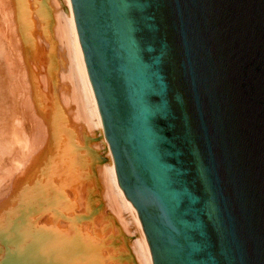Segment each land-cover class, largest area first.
<instances>
[{
	"label": "water",
	"instance_id": "water-1",
	"mask_svg": "<svg viewBox=\"0 0 264 264\" xmlns=\"http://www.w3.org/2000/svg\"><path fill=\"white\" fill-rule=\"evenodd\" d=\"M152 264H264V0H69Z\"/></svg>",
	"mask_w": 264,
	"mask_h": 264
},
{
	"label": "rangeland",
	"instance_id": "rangeland-1",
	"mask_svg": "<svg viewBox=\"0 0 264 264\" xmlns=\"http://www.w3.org/2000/svg\"><path fill=\"white\" fill-rule=\"evenodd\" d=\"M56 2L61 7V0ZM52 3L0 0V44L10 58L9 68L12 66L6 73L0 70V78L6 74L20 88L18 98L1 100L0 117L14 129L18 127L30 144L38 128L41 142L36 148L31 146L38 155L32 161L37 184L33 188L46 192L41 191L43 197L30 208H23L24 201L11 206L16 211L8 218L9 230L3 227L1 231L5 222H0V264H137L132 246L135 235L122 228L103 196L98 170L106 162V154L101 136L79 122L72 111L69 85L60 74L58 60L62 59ZM68 147L69 153H65ZM12 185L14 191L15 181ZM20 193L15 200H24ZM36 241H41L36 250L41 253L36 254L43 253L42 257H28L34 253L32 243ZM28 251H32L30 255Z\"/></svg>",
	"mask_w": 264,
	"mask_h": 264
},
{
	"label": "bare ground",
	"instance_id": "bare-ground-1",
	"mask_svg": "<svg viewBox=\"0 0 264 264\" xmlns=\"http://www.w3.org/2000/svg\"><path fill=\"white\" fill-rule=\"evenodd\" d=\"M59 2H60V0H59ZM53 4L55 6L54 7V10H55L54 14H55V18H56V20H55L56 21V24H55L56 25V29H55L56 31L55 32L57 35H55V36H56V38H58L57 42L58 41L60 42V44H59V42H58V44L60 46V53H61L60 58L62 59V60H58V63L60 65L59 64H57V65H59L61 68L60 74L63 77V80L67 81L66 83H68V85H69L68 88L70 90V98L74 104V107H73L74 110H72V111L73 112L75 111V117L79 118V120H78L79 122L81 120L82 121L81 123H85V125L88 126L89 129H95L98 131L97 133H99L101 136V142H102L101 146H102V144L105 146V152L104 153L106 154V160H105L106 162H104V164L102 163L103 165L102 166L100 165L101 167L98 170V173H100L99 177L101 176L100 179L102 181V186L104 188V191H103L104 195L103 196L106 200V203L108 204L107 206L111 210V213L114 214V216H115L114 218L122 224L121 225L122 228H124V230L127 232L131 231L130 233L135 235V240L132 243V246L134 248L133 250H134V253L136 256V262H138L137 264H152L151 254H150V251H149V248L146 244L145 239L141 236V232H140V229L138 227L137 219H136L134 213L132 212L128 202L126 201L125 196H124V194H123V192H122V190L119 187L118 182H117L116 173H115L114 164H113V159H112V156L110 153L108 143L104 137L103 127H102L98 107H97V104H96V101H95V98H94V95H93V92L91 89V85H90V82H89V79L87 76V72L85 69V65L83 62V58L81 55L70 1L69 0H61V4H62V5H60L61 7H59V4L56 2V0H53L52 5ZM1 7H2V4H0V10H1ZM0 13H1V11H0ZM3 13H5V12H3ZM2 16H4V15H2ZM1 22H3V21H1ZM2 36H3V34H2ZM7 46H9V45H7ZM2 49L3 48L1 47V44H0V70L1 71L5 70V73H6L7 70H9L12 66L9 68L10 62H8V61H10V58H7L8 53L6 56L4 55L5 53H3V52L5 50H2ZM59 66H58V68H59ZM2 69H4V70H2ZM8 77L9 76H7L5 74V75H2V77L0 78V102H1V100L4 102V99H6V101H7L8 98H9V101L12 100L11 98L16 99V98H18V93L20 92V88L18 87V85H16V86L12 85L11 80L9 79L10 77L9 78ZM9 101H7V102H9ZM5 107H6V105H5ZM16 109H17V107H16ZM10 110H8V111L10 114H12V112H10ZM8 116L11 117L10 115H8ZM4 119H5L4 117H0V209H1L0 211L3 212V210H4L3 213L0 212L2 215V216L0 215L1 216L0 218L3 219V220L0 219V222H2V223H3V221L5 222L4 223L5 226H3L4 224H2V230L0 229L1 231H3V227L4 228L6 227V229L8 228V230H9L10 224L8 223V220H9L8 218L12 217L13 213H11V212L16 211V210L12 211L13 210L12 208L14 206H18L17 204H15V202L17 203V201H24L23 203L25 206L23 208H25L26 205H28V206L33 205L35 203V201H37V199L40 200V198L42 196V192H45V190L42 191L40 189V187H39V189L33 188V185H37V184H35V175L36 174L34 175V173L36 171L34 170L32 165L36 166L35 164H33V162H35L34 160H36V158L38 157V155L35 154L34 150L36 147H38V145L40 144L41 139H42L40 137V134L37 131L38 128L35 129L37 131V132L35 131V133H37V134H34V136L32 135L33 136L32 140H30V141H32L33 144L32 143L30 144V142H28L29 139L27 138L28 139L27 140L21 134L23 132H20L18 127H17L18 129L16 128L17 125L14 126L16 128V129H14L11 125L9 126V124L7 123V120L4 121ZM28 119H31V117ZM8 120H10V119H8ZM36 123H38V122H36ZM91 131H93V130H91ZM27 137H29V136H27ZM37 143H38V145H36ZM33 145H34V147L36 146L35 148L33 147L34 149H32V147H31ZM65 149H66L65 153H69V150H70L69 147L65 148ZM30 150H32V151L30 152ZM29 152H30L31 156L29 155ZM32 152H33V154H32ZM36 153H38V152H36ZM14 181H15V186L17 185V188L14 186L15 190L13 191L12 186L14 184L12 185V182L14 183ZM40 182H37V183L39 184ZM40 184H39V186H40ZM43 187L44 186L42 185V188ZM15 192L17 193V195ZM20 192L23 193V195H22L23 197L22 196L21 197L24 200H15L16 196L21 195ZM22 198H20V199H22ZM18 199H19V197H18ZM11 206H12V208H11ZM28 206H27V208H28ZM30 207H32V206H29V208ZM13 217H15V216H13ZM6 224H8L9 227ZM37 241H38V239H37ZM37 241H36V243L33 242L34 244L32 243V249H33L34 253H31L32 252L31 251L30 252L31 255H30V253H29L30 250L27 249V250H29L28 253L30 255V256H28L27 250H26V253H25L26 258H27V256L31 257L33 255H37L39 257H42L43 253L42 254H36V253H41V252H38L39 251L38 250L39 243L41 241L40 242H37ZM35 244H37V245L35 246ZM40 245H41V243H40ZM34 246H35V248H33ZM36 250H38V251H36ZM65 257L68 258V256H66V255H65ZM68 260H66L67 263L70 262ZM73 260L71 262H75V260L74 261Z\"/></svg>",
	"mask_w": 264,
	"mask_h": 264
}]
</instances>
